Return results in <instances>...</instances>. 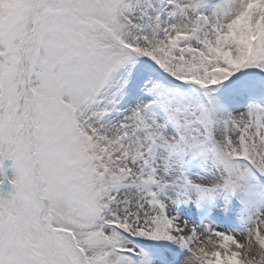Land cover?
<instances>
[{"label": "snow or ice", "instance_id": "obj_1", "mask_svg": "<svg viewBox=\"0 0 264 264\" xmlns=\"http://www.w3.org/2000/svg\"><path fill=\"white\" fill-rule=\"evenodd\" d=\"M0 264H264V0H0Z\"/></svg>", "mask_w": 264, "mask_h": 264}]
</instances>
